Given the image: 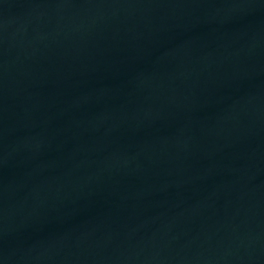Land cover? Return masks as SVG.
<instances>
[{"label": "water", "instance_id": "obj_1", "mask_svg": "<svg viewBox=\"0 0 264 264\" xmlns=\"http://www.w3.org/2000/svg\"><path fill=\"white\" fill-rule=\"evenodd\" d=\"M0 264H264V0H0Z\"/></svg>", "mask_w": 264, "mask_h": 264}]
</instances>
